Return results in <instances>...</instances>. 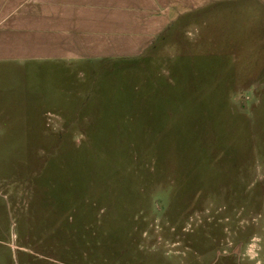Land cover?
I'll use <instances>...</instances> for the list:
<instances>
[{"label": "rangeland", "instance_id": "rangeland-1", "mask_svg": "<svg viewBox=\"0 0 264 264\" xmlns=\"http://www.w3.org/2000/svg\"><path fill=\"white\" fill-rule=\"evenodd\" d=\"M193 18L0 62V264H264V4Z\"/></svg>", "mask_w": 264, "mask_h": 264}, {"label": "crops", "instance_id": "crops-1", "mask_svg": "<svg viewBox=\"0 0 264 264\" xmlns=\"http://www.w3.org/2000/svg\"><path fill=\"white\" fill-rule=\"evenodd\" d=\"M264 0H0V62L141 55L162 34L220 5Z\"/></svg>", "mask_w": 264, "mask_h": 264}]
</instances>
